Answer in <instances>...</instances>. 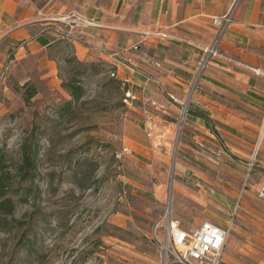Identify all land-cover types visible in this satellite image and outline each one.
<instances>
[{"label": "rangeland", "instance_id": "374dc122", "mask_svg": "<svg viewBox=\"0 0 264 264\" xmlns=\"http://www.w3.org/2000/svg\"><path fill=\"white\" fill-rule=\"evenodd\" d=\"M118 37L123 60L137 40L122 28ZM54 47L52 81L43 77L35 56L10 62V54L0 66V148L15 158L32 127L41 139L39 174L30 189H20L13 216L2 222L0 264H162L152 228L168 196L181 227L207 220L230 226V240L242 247L236 262L264 264V200L258 194L264 182L262 103L237 106L253 126L215 129L211 120L210 135L198 136L192 127V103L181 127L177 111L169 125L172 137L158 141L168 149L162 183L145 157H115L130 112L125 114L111 66L98 57L77 63L68 41ZM70 78L84 94L62 116L58 110L70 99L62 82ZM5 84L11 88L4 90Z\"/></svg>", "mask_w": 264, "mask_h": 264}, {"label": "crops", "instance_id": "0c3cea01", "mask_svg": "<svg viewBox=\"0 0 264 264\" xmlns=\"http://www.w3.org/2000/svg\"><path fill=\"white\" fill-rule=\"evenodd\" d=\"M232 1L0 0V66L10 54V62L35 56L39 68L45 69L43 77L52 81L57 78V69L49 53L55 50L58 40H63L73 45L79 61L90 62L98 57L116 67L118 80L129 74L119 64L122 61L154 72L163 82V90L154 85L148 90L149 96L164 106L163 112L154 118L159 137L147 138L140 115L129 111L122 144L131 150L130 157L150 160L154 173L166 183L162 173L166 170L168 149L159 143L172 137L170 120L176 118L178 111L166 93L182 95V81L191 75L200 52L182 39L188 38L198 45L209 44L215 35L212 16L222 14ZM120 28L128 30L137 40L134 51L123 53L126 55L123 60L118 50ZM218 51L220 58L206 68L192 99L191 124L199 131L198 136L210 135L211 120L216 122L215 129H221L219 124L253 126L238 107L257 108L264 100V0H240ZM156 60L161 68H154ZM28 80L19 83L23 85ZM10 88L8 84L3 86L4 90ZM231 236H227L220 264H240L236 262L238 254L236 257L234 254L242 247L232 242Z\"/></svg>", "mask_w": 264, "mask_h": 264}, {"label": "built area", "instance_id": "2783aa9c", "mask_svg": "<svg viewBox=\"0 0 264 264\" xmlns=\"http://www.w3.org/2000/svg\"><path fill=\"white\" fill-rule=\"evenodd\" d=\"M239 2L240 0H233L222 14L212 16L211 23L215 29V35L209 44L198 45L188 38L182 39L188 45L198 48L200 52L191 75L182 81V95L166 93L168 99L177 105L176 119L179 127L187 120L193 96L200 88L204 71L221 56L218 44L234 20ZM119 64L129 71L128 75L119 79L121 102L125 108V114L129 111H137L146 137L155 140L159 136L155 133L157 124L154 118L157 112H163L164 106L152 99L148 90L150 85L161 89L163 82L150 70H144L125 61L119 62ZM153 66L156 69L161 68V63L156 60L153 62ZM254 71L259 72L257 69ZM109 75L112 78H117L118 69L112 68ZM4 76L5 72L1 77ZM130 154L131 150L125 144L115 151V157L119 160ZM258 194L264 200V182L260 184ZM123 197L124 192H121L119 198ZM229 231L230 226H222L208 220L191 229L181 227L179 222L172 217L171 197L168 196L164 202L162 214L153 225L152 237L160 250L162 264H220Z\"/></svg>", "mask_w": 264, "mask_h": 264}, {"label": "trees", "instance_id": "16d2710c", "mask_svg": "<svg viewBox=\"0 0 264 264\" xmlns=\"http://www.w3.org/2000/svg\"><path fill=\"white\" fill-rule=\"evenodd\" d=\"M76 61L77 63H82L78 59ZM112 68L110 67L109 71ZM119 84L121 88L120 80ZM62 86L68 91L70 96V99L66 100L58 110V113L63 116L72 110L74 103L81 100L84 90L74 78L62 82ZM32 95L33 91H30V93L25 92L23 95L24 101H28ZM261 107H264V100ZM197 115L202 116V114ZM204 119L207 120L206 117ZM36 129L32 127L26 133L19 145L15 158L9 155L4 148H0V230L2 229L4 218L6 216H13L17 201L21 200L23 193L20 189H30V183L39 174L38 157L40 154L41 139L36 134Z\"/></svg>", "mask_w": 264, "mask_h": 264}, {"label": "bare ground", "instance_id": "6f19581e", "mask_svg": "<svg viewBox=\"0 0 264 264\" xmlns=\"http://www.w3.org/2000/svg\"><path fill=\"white\" fill-rule=\"evenodd\" d=\"M262 125H263L262 127L264 128V123ZM260 134H262V133L260 132Z\"/></svg>", "mask_w": 264, "mask_h": 264}]
</instances>
